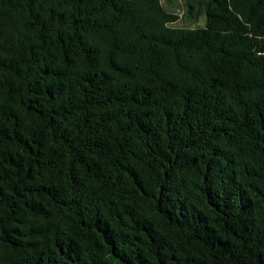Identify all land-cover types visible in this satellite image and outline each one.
Masks as SVG:
<instances>
[{
  "label": "trees",
  "instance_id": "1",
  "mask_svg": "<svg viewBox=\"0 0 264 264\" xmlns=\"http://www.w3.org/2000/svg\"><path fill=\"white\" fill-rule=\"evenodd\" d=\"M180 1L0 0V264H264V0Z\"/></svg>",
  "mask_w": 264,
  "mask_h": 264
},
{
  "label": "rangeland",
  "instance_id": "2",
  "mask_svg": "<svg viewBox=\"0 0 264 264\" xmlns=\"http://www.w3.org/2000/svg\"><path fill=\"white\" fill-rule=\"evenodd\" d=\"M161 2L166 6L165 8L167 9H171V11L176 12L177 14H179V16H181V18L175 23L173 24V26H178V27H184V26H192L190 22H188L186 19H184V17H182L183 15V5H181V1L180 0H176L172 3H165L164 0H161ZM200 18V16H199ZM198 22L201 23V19H198Z\"/></svg>",
  "mask_w": 264,
  "mask_h": 264
}]
</instances>
